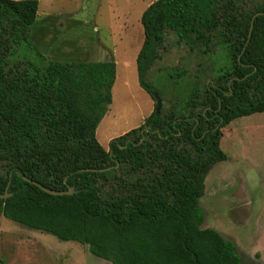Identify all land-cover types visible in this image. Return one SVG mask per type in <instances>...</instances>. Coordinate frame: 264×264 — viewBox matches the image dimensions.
Wrapping results in <instances>:
<instances>
[{"label": "trees", "instance_id": "16d2710c", "mask_svg": "<svg viewBox=\"0 0 264 264\" xmlns=\"http://www.w3.org/2000/svg\"><path fill=\"white\" fill-rule=\"evenodd\" d=\"M38 7L0 0V195H9L0 217L77 242L110 264H242L232 242L201 227L199 199L208 171L227 159L221 129L264 112V15L250 30L264 0L151 3L140 17L136 71L152 100L146 74L166 32L203 54L224 47L229 63L108 150L96 129L112 101L114 60L49 61L30 40ZM23 177L75 193L52 196Z\"/></svg>", "mask_w": 264, "mask_h": 264}, {"label": "rangeland", "instance_id": "374dc122", "mask_svg": "<svg viewBox=\"0 0 264 264\" xmlns=\"http://www.w3.org/2000/svg\"><path fill=\"white\" fill-rule=\"evenodd\" d=\"M154 1L38 0L30 40L49 61L114 60L112 101L96 129V140L105 150L111 140L141 126L154 109L136 71L143 44L140 17ZM228 63L224 47L203 54L166 32L146 80L162 96L161 111L167 113L194 87L201 90L209 84ZM221 133L219 146L227 159L205 177L199 199L202 228L232 242L242 264H264V112L235 119ZM0 264L110 263L77 242L60 241L0 217Z\"/></svg>", "mask_w": 264, "mask_h": 264}, {"label": "water", "instance_id": "95a60500", "mask_svg": "<svg viewBox=\"0 0 264 264\" xmlns=\"http://www.w3.org/2000/svg\"><path fill=\"white\" fill-rule=\"evenodd\" d=\"M260 15H264V13H256L252 20H251V27H250V30L252 29V24H253V20L255 17L257 16H260ZM152 98H153V101H154V113L155 114H158L160 111H161V107H162V101H161V98L158 96L157 93H153L152 95ZM118 165H116L117 167ZM110 168H107V169H104V170H93V169H85V170H82V171H85V172H96V171H99V172H104V171H107L109 170ZM23 180L26 181L27 183H30L34 186H36L37 188H39L42 192L44 193H47L49 195H52V196H64V195H73L75 193L74 189L71 187L69 188L68 190H65V191H57V190H51V189H47L43 186H41L39 183L31 180V179H28V178H25L23 177ZM9 195H0V198H6L8 197Z\"/></svg>", "mask_w": 264, "mask_h": 264}, {"label": "crops", "instance_id": "0c3cea01", "mask_svg": "<svg viewBox=\"0 0 264 264\" xmlns=\"http://www.w3.org/2000/svg\"><path fill=\"white\" fill-rule=\"evenodd\" d=\"M202 227V226H201Z\"/></svg>", "mask_w": 264, "mask_h": 264}]
</instances>
